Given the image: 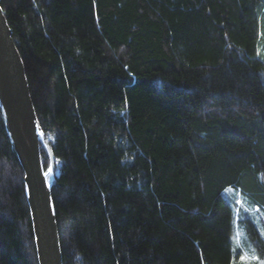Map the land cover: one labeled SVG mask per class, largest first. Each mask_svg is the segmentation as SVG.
Listing matches in <instances>:
<instances>
[{"label":"trees","instance_id":"1","mask_svg":"<svg viewBox=\"0 0 264 264\" xmlns=\"http://www.w3.org/2000/svg\"><path fill=\"white\" fill-rule=\"evenodd\" d=\"M262 1L0 0L56 161L62 264H233L223 190L264 209ZM0 264H37L1 108Z\"/></svg>","mask_w":264,"mask_h":264},{"label":"water","instance_id":"2","mask_svg":"<svg viewBox=\"0 0 264 264\" xmlns=\"http://www.w3.org/2000/svg\"><path fill=\"white\" fill-rule=\"evenodd\" d=\"M0 108L23 171V184L34 237L37 264H62L59 233L51 188L56 161L38 121L24 62L0 5ZM40 143L49 163L44 168ZM49 168L52 171L49 172ZM47 174V175H46Z\"/></svg>","mask_w":264,"mask_h":264},{"label":"rangeland","instance_id":"3","mask_svg":"<svg viewBox=\"0 0 264 264\" xmlns=\"http://www.w3.org/2000/svg\"><path fill=\"white\" fill-rule=\"evenodd\" d=\"M259 11V46H261L264 54V0ZM262 42V43H261ZM232 207V234L231 243L234 252L233 264H242L240 255L241 249L238 245L243 243V250L249 253L254 252L260 260L264 261V245H255L249 238L245 228V220L253 223L264 240V209L254 205L239 187L229 186L222 192ZM255 264V262H253Z\"/></svg>","mask_w":264,"mask_h":264},{"label":"snow or ice","instance_id":"4","mask_svg":"<svg viewBox=\"0 0 264 264\" xmlns=\"http://www.w3.org/2000/svg\"><path fill=\"white\" fill-rule=\"evenodd\" d=\"M50 171H52L51 168H49V172ZM238 247L241 249V252L238 254L240 255L242 264H253V262H255V264H264V261L260 260L259 257L254 254V252L249 253L243 250L242 238H241V244L238 245Z\"/></svg>","mask_w":264,"mask_h":264}]
</instances>
